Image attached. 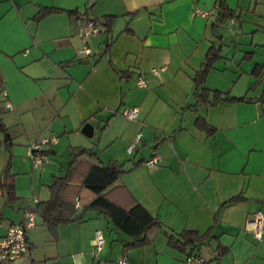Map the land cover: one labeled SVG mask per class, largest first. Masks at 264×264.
<instances>
[{
  "label": "crops",
  "instance_id": "0c3cea01",
  "mask_svg": "<svg viewBox=\"0 0 264 264\" xmlns=\"http://www.w3.org/2000/svg\"><path fill=\"white\" fill-rule=\"evenodd\" d=\"M224 2L233 16L216 24L215 0H0V87L12 105L0 97V236L47 199L71 149L85 147L101 161L122 163L126 171L114 184L156 217L162 231L211 227L196 246L202 264H264V233L258 239L244 228L249 215L264 213V0ZM40 7L52 10L35 20ZM104 15L112 16L107 26ZM86 17L102 28L85 38L90 51L78 54ZM211 44L220 56L205 77L206 99L212 90L241 99L192 106V77ZM152 66L162 69L151 72ZM138 74L145 85H135ZM132 106L130 120L119 110ZM196 117L209 128L197 127ZM49 136L55 142L42 147L46 160L33 168L28 147ZM154 156L156 165L145 163ZM7 163L12 197L1 186ZM122 191L112 197L125 204ZM95 229L104 237L96 254ZM26 236L29 258L11 264H117L120 258L184 264L185 258L163 232L124 248L130 238L96 211L53 231L36 213Z\"/></svg>",
  "mask_w": 264,
  "mask_h": 264
},
{
  "label": "trees",
  "instance_id": "16d2710c",
  "mask_svg": "<svg viewBox=\"0 0 264 264\" xmlns=\"http://www.w3.org/2000/svg\"><path fill=\"white\" fill-rule=\"evenodd\" d=\"M215 1L213 15L216 24H220L225 18L232 17L233 12L227 7L224 0ZM51 10L52 8L40 7L33 15V19L38 20ZM111 17L104 15L101 22L107 26ZM218 50V47L211 44L193 74L194 103L192 106L200 101L213 103L220 98L241 99V97L229 96L226 92L219 90H212V100L206 99L209 88L204 85L205 77L212 62L220 56ZM120 75L125 76L127 72H120ZM195 125L199 128H209L204 120L199 117H196ZM0 129H2L1 123ZM125 171L122 163L114 160L101 161L91 148H72L64 173L53 177L48 185L47 199L38 201L33 210L41 217L43 225L49 231H53L58 224L80 219L81 214L86 211H96L101 213L114 229L130 238V241L123 243L124 248L148 243L155 234L163 232L167 244L179 252L185 253V257L192 254L197 255L196 246L209 237L211 227L203 233L187 229L173 234L162 231L160 222L156 217L152 216L133 199L122 185L114 184ZM2 172L3 182H1V186H5L7 197H12V182L8 178V163ZM120 189L129 198L125 204L114 200L112 197V193ZM238 198L232 197L228 201H236ZM75 199L80 203L79 207H74ZM78 211H81V214L72 218Z\"/></svg>",
  "mask_w": 264,
  "mask_h": 264
},
{
  "label": "built area",
  "instance_id": "2783aa9c",
  "mask_svg": "<svg viewBox=\"0 0 264 264\" xmlns=\"http://www.w3.org/2000/svg\"><path fill=\"white\" fill-rule=\"evenodd\" d=\"M102 28L99 21L92 17H86L80 24L79 34L82 37V44L77 48L76 52L88 53L90 48L85 42V38L91 34L98 33ZM157 69H162L160 67H150L151 72H155ZM260 79L263 81V97H264V71L259 75ZM146 77L142 74H138L134 78V83L137 86H143L146 84ZM0 97L4 100V105L7 108H11V103L6 99V91L4 88L0 87ZM120 113L124 115L125 118L133 120L136 118L137 108L132 107H122ZM139 134H136L130 144L126 147V152L133 150L136 142L138 141ZM55 142V137H42L37 141L31 143L28 147L29 149V160L33 168H38L46 160V155L42 150V147ZM159 161V157L154 156L147 160L145 163L149 165H156ZM80 203L75 199L74 207H79ZM36 212L33 209L25 210L21 221L11 223L6 228L5 233L0 236V264H11L12 261L20 256L29 258V248L30 245L27 241L26 232L34 226ZM245 230L250 231L255 238H261V234L264 233V213L260 210L253 212L245 221ZM104 244L103 233L100 229H95L93 232L91 249L92 253L96 254ZM184 264H202L203 259L195 254L189 255L184 258ZM117 264H127L125 258H120Z\"/></svg>",
  "mask_w": 264,
  "mask_h": 264
},
{
  "label": "water",
  "instance_id": "95a60500",
  "mask_svg": "<svg viewBox=\"0 0 264 264\" xmlns=\"http://www.w3.org/2000/svg\"><path fill=\"white\" fill-rule=\"evenodd\" d=\"M90 129V128H89ZM88 134V133H87ZM81 214V211H78L72 218L77 217Z\"/></svg>",
  "mask_w": 264,
  "mask_h": 264
}]
</instances>
